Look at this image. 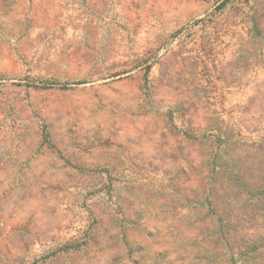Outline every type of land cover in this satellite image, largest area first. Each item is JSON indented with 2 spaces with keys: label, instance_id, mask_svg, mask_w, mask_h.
Masks as SVG:
<instances>
[{
  "label": "rangeland",
  "instance_id": "1",
  "mask_svg": "<svg viewBox=\"0 0 264 264\" xmlns=\"http://www.w3.org/2000/svg\"><path fill=\"white\" fill-rule=\"evenodd\" d=\"M0 264H264V0H0Z\"/></svg>",
  "mask_w": 264,
  "mask_h": 264
}]
</instances>
